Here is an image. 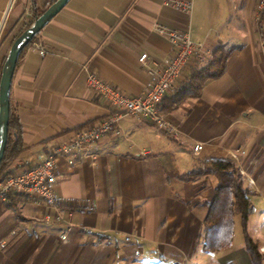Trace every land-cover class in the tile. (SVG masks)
<instances>
[{
    "label": "crops",
    "instance_id": "0c3cea01",
    "mask_svg": "<svg viewBox=\"0 0 264 264\" xmlns=\"http://www.w3.org/2000/svg\"><path fill=\"white\" fill-rule=\"evenodd\" d=\"M54 1L0 0V64L26 22ZM259 3L193 0L192 11L185 12L166 0L68 1L19 58L11 104L24 150L11 172L37 163L55 143L71 140L79 129L113 112L88 87L89 71L130 95L140 94L150 64L139 57L148 52L164 58L171 49L159 25L189 31L212 53L219 47L234 51L225 72L207 80L199 97L176 107L171 97L165 100L163 111L178 135L126 116L120 135L109 133L90 143L73 165L58 159L57 207L25 194L0 197V264H252L245 239L243 246L232 241L219 252L204 249L206 202L217 180L186 174L206 160L231 159L252 192L253 212L256 203L264 206ZM197 143H203L198 152ZM261 227L260 220L248 218L247 231L264 264Z\"/></svg>",
    "mask_w": 264,
    "mask_h": 264
},
{
    "label": "built area",
    "instance_id": "2783aa9c",
    "mask_svg": "<svg viewBox=\"0 0 264 264\" xmlns=\"http://www.w3.org/2000/svg\"><path fill=\"white\" fill-rule=\"evenodd\" d=\"M166 4L185 12L193 9V0H166ZM259 19L264 21V0L259 3ZM158 32L167 35L171 43L169 54L164 58L153 56L148 52L139 57L143 65L150 64L149 78L143 91L138 95H130L114 86L95 72H88V87L107 101L112 107V113L101 121L79 129L69 141L55 143L48 153L37 163L19 170H13L0 182V197L7 199L10 193L30 195L49 206L57 207L58 199L55 185L58 179L57 161L67 159L73 165L82 154L87 152V146L106 134L120 135V121L129 115L152 121L159 127L178 135L180 130L168 119L162 104L167 94L181 86L185 72L191 68L203 69L213 60V53L202 43H195L189 31L174 27L159 25ZM35 49L43 56L46 51L36 44ZM151 62V63H150ZM203 148V143H197L196 152ZM63 239L67 236L63 235ZM127 240L130 237H126Z\"/></svg>",
    "mask_w": 264,
    "mask_h": 264
},
{
    "label": "trees",
    "instance_id": "16d2710c",
    "mask_svg": "<svg viewBox=\"0 0 264 264\" xmlns=\"http://www.w3.org/2000/svg\"><path fill=\"white\" fill-rule=\"evenodd\" d=\"M44 11L45 10L36 13L33 18L29 19L18 36ZM34 40L35 38L33 41ZM33 41L30 44H32ZM233 51L234 48L232 47L227 49L219 47L213 52V60L203 69H189L181 86L167 95L162 105H164L168 97L173 99V106L175 107L184 102L187 98L199 97L207 80L219 77L225 72L227 60ZM5 59L6 57L3 59L0 66V78ZM163 109L165 111L164 106ZM15 133H17V137L14 136ZM23 150L24 146L21 141L20 122L15 116L11 104L9 140L0 166V182L11 173V165ZM209 176L214 177L217 180V184L214 189L213 198L206 202L208 211L204 222L208 230L203 242L204 249L209 252H219L232 245L235 215L239 213L242 218L246 250L251 256L252 264H263V256L259 250V245L247 231V221L254 209L251 200L252 192L246 187L238 167L231 159H209L206 160L202 166L186 174L188 179Z\"/></svg>",
    "mask_w": 264,
    "mask_h": 264
},
{
    "label": "water",
    "instance_id": "95a60500",
    "mask_svg": "<svg viewBox=\"0 0 264 264\" xmlns=\"http://www.w3.org/2000/svg\"><path fill=\"white\" fill-rule=\"evenodd\" d=\"M69 0H56L13 41L0 78V166L9 140V123L11 115V89L16 67L24 49L36 35L59 13Z\"/></svg>",
    "mask_w": 264,
    "mask_h": 264
},
{
    "label": "rangeland",
    "instance_id": "374dc122",
    "mask_svg": "<svg viewBox=\"0 0 264 264\" xmlns=\"http://www.w3.org/2000/svg\"><path fill=\"white\" fill-rule=\"evenodd\" d=\"M10 48V44L6 46L5 50H4V54L2 55L1 58V63L3 61V59L7 56L8 51ZM1 66V64H0ZM256 210H258L257 212L254 211L250 214V220H256V222H258L260 220L261 222V227L263 229L264 232V215L261 213H259V210H261L262 212L264 211V206L263 204L260 203H256ZM264 242V239H263ZM233 245H235V247L238 246H243L244 245V237H243V231H242V225H241V215L238 213L235 215V225H234V236H233Z\"/></svg>",
    "mask_w": 264,
    "mask_h": 264
}]
</instances>
